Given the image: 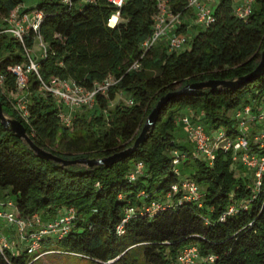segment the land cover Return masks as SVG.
I'll use <instances>...</instances> for the list:
<instances>
[{
	"label": "trees",
	"instance_id": "1",
	"mask_svg": "<svg viewBox=\"0 0 264 264\" xmlns=\"http://www.w3.org/2000/svg\"><path fill=\"white\" fill-rule=\"evenodd\" d=\"M21 4L22 0H0L3 113L24 126L35 146L68 160L103 159L131 147L162 96L196 82L246 76L258 65L264 46V0H255L246 18L235 14L232 0H217L210 8L213 22L206 27L193 24L190 31L187 19L194 21V14L188 0H168L170 11L181 21L176 33L190 34L180 52H168L164 44L140 48L153 32L159 0H127L113 26L115 8L107 0H37L34 8L21 12L42 15L37 32L29 30L23 44L1 32L4 20ZM38 36L46 50L34 61L30 51ZM29 59L36 71L26 74V124L9 98L17 92L10 68L19 65L26 70ZM135 63L138 68L131 69ZM52 78L85 90L109 79L112 83L105 94L96 95L94 112L74 115L67 128L59 121L56 101L42 93V83ZM118 93L128 101L109 109ZM263 99L264 74L236 90L219 87L174 97L139 148L108 167H63L42 159L0 123V189L13 195L17 215L66 208L76 212L65 236H42L31 255L21 246L15 253L0 251V264H34L47 254L89 264H179L180 251L192 245L198 249L197 264H264V174L255 191L249 177L235 176L242 165L232 161L230 152L216 151L209 164L174 138L185 110L199 113L198 122L208 134L222 131L234 138L236 112L248 103L255 112ZM250 129L252 134L264 131V124ZM174 151L186 154L178 165L173 164ZM137 164L142 168L131 180ZM183 181L198 185V201L186 200L180 189L171 192ZM231 206L235 211L228 214Z\"/></svg>",
	"mask_w": 264,
	"mask_h": 264
},
{
	"label": "built area",
	"instance_id": "2",
	"mask_svg": "<svg viewBox=\"0 0 264 264\" xmlns=\"http://www.w3.org/2000/svg\"><path fill=\"white\" fill-rule=\"evenodd\" d=\"M110 6L115 8V13L111 16L119 18V9L122 8L127 0H107ZM207 0H188V7L193 11L194 24L206 27L213 22L211 9L206 5ZM209 1V0H208ZM234 12L238 17L246 18L251 14L255 0H244L242 3L235 4L236 0H232ZM62 3H69L70 0H61ZM159 12L154 17L153 32L141 44V49L146 51L164 44L168 52H180L187 46V37L184 34H177V27L181 21L178 15L172 14L168 6V0H159ZM110 17V19H111ZM42 19L41 13L32 11L30 13H19L13 11L11 15L4 20L2 33H5L21 44H23L24 36L29 30L37 32ZM109 19V20H110ZM108 20V23H109ZM42 54L45 53L46 46L38 36L36 39ZM29 66L24 70L21 66L16 65L10 68V71L16 76L17 92L10 94L9 98L13 100V108L17 116L26 124H28V100L23 93L26 85V74L32 70L36 71L34 62L29 59ZM138 64H134L131 69H137ZM110 82V83H109ZM112 83L109 79L102 84H95L92 90H85L76 86L72 81L60 80L52 78L47 84L42 83V93L51 96L58 105V118L62 126L70 127L72 123L71 113L82 108L93 109L97 94H105L108 86ZM130 103V102H129ZM183 114L178 120L186 133L187 138L192 142L194 157H200L207 160L209 164L214 161L215 153L218 150L230 152L233 162L241 164L253 173L254 190L261 186V178L264 174V154L255 151V148L264 150V131L259 130L256 133H250V127L254 124H264V99L257 106L255 112L252 111V104L248 103L242 106L235 114L238 122V134L234 138L227 137L222 131L215 132L214 135L208 134L205 127L192 116ZM257 130V129H255ZM173 164L178 165L184 158L185 153L173 152ZM141 164H137L130 179L134 180L135 175L140 172ZM179 189L183 192V198L188 201H198L201 198V191L198 185L193 181H183L180 186H172L171 192L177 193ZM234 207L228 208V214L234 212ZM127 212H132L128 209ZM76 212L73 208H66L59 211L54 219H42L38 213L30 217H20L17 215L14 202L7 201L0 203V220L4 221L8 226L12 227L14 233L21 241V247L25 248V252L29 255L33 254L39 248V242L42 236L53 235L59 239L65 236L69 228L73 225ZM16 246L8 239L0 228V251L9 250L16 252ZM200 259L196 246L184 247L177 256L179 264H197ZM209 262L213 261L212 257H208Z\"/></svg>",
	"mask_w": 264,
	"mask_h": 264
},
{
	"label": "water",
	"instance_id": "3",
	"mask_svg": "<svg viewBox=\"0 0 264 264\" xmlns=\"http://www.w3.org/2000/svg\"><path fill=\"white\" fill-rule=\"evenodd\" d=\"M263 74H264V46L261 52L260 61L258 65L250 74L246 76L240 77L239 79L233 81L209 80L204 82H196L184 86L179 91L171 92L162 96L157 101L151 113L148 115L145 124L143 125L139 135L133 142V145L121 152L115 153L103 159L79 158L74 160H68V159L60 158L48 151L38 148L33 144L32 140L27 135L24 126L18 120L9 118L3 113L1 102H0V123L3 126V128L9 130L18 139L23 140L28 145V147L34 152V154L42 159L55 162L63 167H70V166H82L86 168H93L97 166L108 167L115 164L118 160L123 159L129 156L130 154L134 153L139 148V146L144 142L147 133L150 131V129L154 126L155 122L157 121L160 111L170 99L180 95L195 94L198 91L204 89H210L214 91L217 88L222 87L229 90H236L239 89L244 84H247L249 82H252L253 80L260 78Z\"/></svg>",
	"mask_w": 264,
	"mask_h": 264
},
{
	"label": "rangeland",
	"instance_id": "4",
	"mask_svg": "<svg viewBox=\"0 0 264 264\" xmlns=\"http://www.w3.org/2000/svg\"><path fill=\"white\" fill-rule=\"evenodd\" d=\"M36 1L37 0H22V6L25 9H31L32 7L36 6ZM216 2H217V0L205 1L206 5L211 9L215 5ZM187 37L189 38L190 34H188ZM41 55H42V50L39 47L38 41L36 40L32 50L30 51V56L33 58L34 61H36V60H39L41 58ZM22 91L24 94H26L25 87ZM9 97H10V95H9ZM127 101H128V98L125 94L118 93L115 97V100L113 102L109 103V109L114 108L118 102L126 103ZM93 112H94V110H92L90 108H82V109H79L77 111H73L71 113V116L73 117L74 115H78V116L83 115V116L87 117L90 114H92ZM187 114L191 115L194 121H197L201 117L200 115H198L199 113H194L191 111L188 112ZM174 138H175V142L177 143V145H185L188 147V150L190 152H194L192 142L187 138L186 133L183 129V126L181 125V123L179 121L177 122V127H176V130L174 133ZM180 169H181V166H180ZM241 170L242 171H234L235 176L245 175V176L250 178V183L251 182L254 183L252 171L246 167H243V166H242ZM182 175H183V169L180 171V177L183 179L184 177ZM7 201L14 202L13 195L11 194V192L9 190H1L0 189V203H2V202L5 203ZM58 214H59L58 211L57 212L52 211L51 214L50 213L48 214L47 212H43L42 215L41 214H38V215L41 216L42 219L44 220V218L54 219ZM9 229H10V227H9ZM11 230H12V227H11ZM6 231H9V230H6ZM5 233H8V232H5ZM34 264H89V263L86 260H82V259H78V258H71V257H66V256H62V255H55V254H47V255L43 256L42 258H40Z\"/></svg>",
	"mask_w": 264,
	"mask_h": 264
},
{
	"label": "crops",
	"instance_id": "5",
	"mask_svg": "<svg viewBox=\"0 0 264 264\" xmlns=\"http://www.w3.org/2000/svg\"><path fill=\"white\" fill-rule=\"evenodd\" d=\"M242 2H244V0H236L235 1V4H237V3H242ZM32 8H34V7H32ZM19 13H21L23 10H26L23 6H22V4L19 6V8L18 9H16ZM15 10V11H16ZM32 12V11H31ZM188 21H187V23L189 24L188 25V31H190L191 30V26H193V24H194V21H193V18H189V19H187ZM188 110H185V113L187 112ZM9 227L10 226H8L4 221H2V220H0V228H1V231H2V233L8 238V239H10L11 241H12V243H13V245H15L16 246V248L15 249H17V248H20V246H21V241H20V239L18 238V236L14 233V231H13V229L11 230V227H10V229H9ZM6 230H9V231H6ZM5 232H8V233H5Z\"/></svg>",
	"mask_w": 264,
	"mask_h": 264
},
{
	"label": "bare ground",
	"instance_id": "6",
	"mask_svg": "<svg viewBox=\"0 0 264 264\" xmlns=\"http://www.w3.org/2000/svg\"><path fill=\"white\" fill-rule=\"evenodd\" d=\"M117 22V17L113 16L112 19L110 20V25L113 26Z\"/></svg>",
	"mask_w": 264,
	"mask_h": 264
}]
</instances>
